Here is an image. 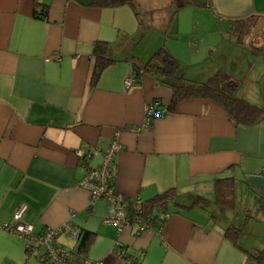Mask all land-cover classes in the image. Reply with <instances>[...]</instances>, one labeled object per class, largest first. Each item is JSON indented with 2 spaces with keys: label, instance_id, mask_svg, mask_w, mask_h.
Returning a JSON list of instances; mask_svg holds the SVG:
<instances>
[{
  "label": "crops",
  "instance_id": "obj_1",
  "mask_svg": "<svg viewBox=\"0 0 264 264\" xmlns=\"http://www.w3.org/2000/svg\"><path fill=\"white\" fill-rule=\"evenodd\" d=\"M84 1L0 0V264H50L29 255L26 239L3 227L15 224L21 204L36 233L69 221L80 227L92 238L85 255L106 264L122 263L115 252L121 247L140 264H251L248 252L264 247V236L247 240L241 230L238 246L226 230L264 223L257 200L264 198V121L238 125L220 103L191 98L146 124V106L157 100L168 108L172 90L146 71L131 87L125 80L135 73L129 58L147 62L163 45L187 76L183 66L233 44L231 19L255 15L243 43L264 46V0H210L174 18V0H137L136 11ZM168 24L173 35L164 43ZM151 31L160 32L158 38L148 36ZM98 41L109 44L116 61L92 85ZM230 59L235 68L240 64L239 56ZM261 67L262 76L241 96L264 107V62ZM228 74L240 89V78ZM115 138L122 145L112 182L119 196L145 201L176 189L161 227L137 232L105 223L108 200L92 203L81 185L87 167L101 165ZM229 176L236 182L235 204L223 207L215 201V179ZM197 195L208 201L194 204ZM247 213L251 217L239 225L237 218ZM80 242L57 237L73 249Z\"/></svg>",
  "mask_w": 264,
  "mask_h": 264
},
{
  "label": "trees",
  "instance_id": "obj_2",
  "mask_svg": "<svg viewBox=\"0 0 264 264\" xmlns=\"http://www.w3.org/2000/svg\"><path fill=\"white\" fill-rule=\"evenodd\" d=\"M136 2L137 0L84 1L86 5L95 7H119L129 5L135 11ZM173 3L175 5L173 14L174 18L182 8L188 5H210V0H203L200 3L194 0H174ZM41 15L46 16L47 9L43 8L41 10ZM256 23L257 17L255 15L245 18L231 19L229 21V30L239 43H243L244 38L252 33ZM250 49L254 54L261 55L264 58V46L252 41L250 43ZM93 53L95 57V64L91 84L95 85L99 80L102 71L116 60L109 56V44L107 42H95L93 44ZM129 59L134 60L133 65L136 75L142 71H146L153 74L157 81L169 85L172 90L173 97L171 104L168 107V111L174 110L181 101L186 99L210 98L223 105L238 125L253 126L264 121V107L246 97L239 95L238 90L240 82L222 69L215 71L206 81H198L188 78L180 72V61L165 45L158 49L152 58L147 62L136 61L134 57ZM235 189L236 182L233 176L216 178V203L223 207L233 206L235 204ZM176 195V189L171 188L149 200L142 201L141 212L134 209L135 201L125 197L122 198L132 212L134 211L133 215H140L142 218L146 219L150 218L152 221L156 222V218L158 217L160 211L168 212L169 203L176 198ZM257 200L261 209L264 211V198L258 197ZM207 201L208 200L205 197L197 195L193 203L204 204ZM248 217H250V213L247 214V218ZM240 234L241 229L236 226H231L226 230V235L233 241L234 244L238 246H240ZM91 239V235L83 232L80 239V245L76 248L79 253L85 255ZM120 249L124 253V257L129 259L132 264H140L136 260H133V256L128 254L123 247ZM247 260L251 264H264V247L248 252Z\"/></svg>",
  "mask_w": 264,
  "mask_h": 264
},
{
  "label": "built area",
  "instance_id": "obj_3",
  "mask_svg": "<svg viewBox=\"0 0 264 264\" xmlns=\"http://www.w3.org/2000/svg\"><path fill=\"white\" fill-rule=\"evenodd\" d=\"M59 58L60 56L56 55L48 60ZM136 82V73H132L126 78L125 85L131 87ZM168 112V108L162 105L160 101H153L146 106V124L166 115ZM121 149L122 145L115 138L105 153L101 165L98 167H87L86 175L81 185L89 190L92 203L100 198L108 200L110 214L104 220L105 223L116 225L119 230H122L124 226H134L137 232L149 231L156 227H161L169 217L168 212L160 211L156 218L157 223L150 218L146 219L140 215H133L134 211L132 212L127 203L123 201V198L116 193L112 180L114 178L115 159ZM134 206V209L141 212L142 201L135 200ZM27 209V204H21L14 214L15 224L4 223L3 227L10 232L22 235L26 239V247L29 255L38 257L42 261L49 262L50 264H106L104 261L91 260L86 255L79 253L76 248H69L57 243V237L61 234L68 235L80 241L83 234V230L80 227L69 221L57 228L36 233L34 225L25 220ZM115 252L121 259L122 264H132L129 259L124 257V253L120 248L115 249Z\"/></svg>",
  "mask_w": 264,
  "mask_h": 264
},
{
  "label": "rangeland",
  "instance_id": "obj_4",
  "mask_svg": "<svg viewBox=\"0 0 264 264\" xmlns=\"http://www.w3.org/2000/svg\"><path fill=\"white\" fill-rule=\"evenodd\" d=\"M176 1H180V0H176ZM173 28L174 27L172 24H168V26H166L164 43H166L168 37L173 35V31H172ZM158 33L160 32L151 31V33H149L148 36H150L151 34H155V39H156L158 38ZM163 34L164 32L162 33V35ZM148 36L145 39V43L149 41ZM246 39L247 38H244L245 43H246ZM153 40L154 37L152 38V41ZM165 46L167 47V45ZM246 54L249 55L248 58H246ZM231 55L232 57H236V58H238L239 56L240 64L237 66L238 68L237 67L235 68L233 64V59H230ZM262 62H264L262 56L254 54L250 49V45L247 46L244 43H239L237 39H234L232 45L230 43H227L223 46V48L218 49L217 52L210 53L208 56H206V58H202L201 62H198L197 64H194L192 66L186 65L183 67H184V73H186L187 75L186 77L198 81H206L210 77V75H212L215 71L219 69L222 70L225 69L224 71L236 75L242 81V87L239 89V93H238L239 95H241L242 92L249 90V88H251V85H255L253 78L254 76H262V67H261ZM247 214L244 216H247ZM237 215L239 214L236 212L235 216ZM244 216L242 214V216L240 215L239 218H237V223L239 225L241 221L244 220L243 218H247ZM252 216L255 218L260 217L257 216L256 214H253ZM261 224H262L261 226L259 224L256 225V221L254 220L252 225L248 228L246 227V223H243L241 225V230L243 232L244 238L251 241H259V239L264 236V223L262 222Z\"/></svg>",
  "mask_w": 264,
  "mask_h": 264
},
{
  "label": "water",
  "instance_id": "obj_5",
  "mask_svg": "<svg viewBox=\"0 0 264 264\" xmlns=\"http://www.w3.org/2000/svg\"><path fill=\"white\" fill-rule=\"evenodd\" d=\"M122 264V263H121Z\"/></svg>",
  "mask_w": 264,
  "mask_h": 264
}]
</instances>
